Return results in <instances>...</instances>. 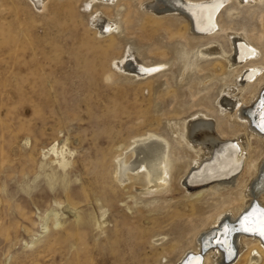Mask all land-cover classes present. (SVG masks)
<instances>
[{"label": "rangeland", "instance_id": "rangeland-1", "mask_svg": "<svg viewBox=\"0 0 264 264\" xmlns=\"http://www.w3.org/2000/svg\"><path fill=\"white\" fill-rule=\"evenodd\" d=\"M137 1L122 2L121 36L113 40L97 37L92 17L117 8L0 0V264H178L217 212L241 206L229 201L249 182L245 171L218 191L186 183L193 151L179 136L182 124L201 116L222 140L243 136L244 121L220 106L231 70L219 56L197 58L184 74L182 66L187 52L216 41L232 55L230 33L255 44L264 64V0H228L219 31L208 36L181 16L156 18ZM127 52L165 68L137 77L116 64ZM149 134L167 143L171 162L170 189L159 193L142 189L143 174L125 185L114 180L118 160L132 161L135 140ZM263 139L252 136L250 158L263 152ZM54 144L64 147L65 169L50 152Z\"/></svg>", "mask_w": 264, "mask_h": 264}, {"label": "bare ground", "instance_id": "bare-ground-1", "mask_svg": "<svg viewBox=\"0 0 264 264\" xmlns=\"http://www.w3.org/2000/svg\"><path fill=\"white\" fill-rule=\"evenodd\" d=\"M48 1L50 0H31L34 7L38 9H43ZM88 1L103 6L105 9L117 8L114 16H108L102 11L95 10L92 17L97 28V37H108L114 40L117 35L121 34L122 29V18L118 9L122 2L128 0ZM227 1L150 0L145 2L138 0L137 2L143 6L147 13L156 18L167 15L181 16L187 20L193 33L208 36L215 34V31L220 28V10ZM251 1L241 0L242 3ZM87 6H90V2ZM228 36H232L230 39L233 46V49H230L233 52L232 55L227 54L217 41L196 52H185L182 74L187 72L199 57L219 56L223 59L227 63L228 69L231 70L232 79L223 83L220 106L223 110L228 106L231 107L230 111L233 112L231 116H238L244 121L245 132L243 130V136L237 137L235 140H222L214 134L212 121L201 116L199 119L182 124L179 136L193 151L194 167L189 170L186 183L194 185V183L203 181L210 182L214 185V190L218 191L226 185L234 184L236 176L242 171H245L249 182L244 183V181L236 197L229 201L230 204L240 201L239 209L229 208L217 212L210 227L208 226L209 228L202 235L200 234L201 236H199V232L194 231L193 236L196 239L199 236L197 239L199 245L191 249V252H188L185 257L183 256L184 258H179L178 264H231L229 262L243 257L247 260L246 264H259L264 258V236H261L258 231L246 232L241 225L244 216L252 212L254 208H264V150L254 159L249 156V143L252 136L258 139L264 138V130L260 127L261 112L264 111V105H262L264 102V64L260 62L261 60L258 61L261 50L248 38L235 33H230ZM209 43L211 42L209 41ZM116 64L120 69L133 72L137 77L142 76L148 80L162 73L165 68V64L161 62L138 61L134 54L129 52ZM239 68H241L240 71H238ZM143 69H152V71H143ZM248 88L249 101L246 99L247 96L243 97V92H247ZM251 100L252 102H250ZM167 148V143L155 135L149 134L138 138L129 151L133 160L129 161L128 158V161L124 158L118 160L114 180L119 185H125L128 180H135L136 177L143 174L146 179V186L142 188L143 190L159 193L170 189L169 186L167 187V177L169 169H171V162L167 156ZM50 152L55 155V162L59 167L65 169L70 164L64 147L58 148L54 144L51 146ZM126 156L128 155L124 157ZM255 221L256 216L253 215L249 219V224H254ZM225 226H227V232ZM46 229L47 224L43 226V230ZM156 241L159 242L161 239Z\"/></svg>", "mask_w": 264, "mask_h": 264}, {"label": "snow or ice", "instance_id": "snow-or-ice-1", "mask_svg": "<svg viewBox=\"0 0 264 264\" xmlns=\"http://www.w3.org/2000/svg\"><path fill=\"white\" fill-rule=\"evenodd\" d=\"M143 71H152V69H143ZM264 105V102H262ZM260 127L264 130V111L261 112V123ZM256 216V221L254 224H249V219L251 216ZM241 225L246 232H259L261 236H264V208H254L252 212L248 213L241 220ZM227 226H225V231L227 232Z\"/></svg>", "mask_w": 264, "mask_h": 264}]
</instances>
